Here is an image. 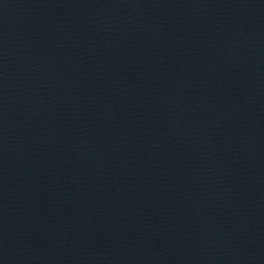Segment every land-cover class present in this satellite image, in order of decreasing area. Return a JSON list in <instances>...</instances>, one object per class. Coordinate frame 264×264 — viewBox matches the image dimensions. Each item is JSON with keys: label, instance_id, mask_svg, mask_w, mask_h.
Returning a JSON list of instances; mask_svg holds the SVG:
<instances>
[{"label": "water", "instance_id": "water-1", "mask_svg": "<svg viewBox=\"0 0 264 264\" xmlns=\"http://www.w3.org/2000/svg\"><path fill=\"white\" fill-rule=\"evenodd\" d=\"M0 264H264V0H0Z\"/></svg>", "mask_w": 264, "mask_h": 264}]
</instances>
